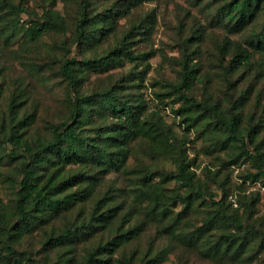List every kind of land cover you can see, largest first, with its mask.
<instances>
[{"label":"trees","instance_id":"1","mask_svg":"<svg viewBox=\"0 0 264 264\" xmlns=\"http://www.w3.org/2000/svg\"><path fill=\"white\" fill-rule=\"evenodd\" d=\"M73 1V28L68 39L60 43L58 64V74L65 82V117L48 123L46 138L29 140L26 133L34 113H19L22 91H12L6 110L0 113V169L20 173L17 179H9L10 199L0 197V264H161L168 259L171 246L197 251L221 264H250L264 254V225L253 217V201L243 216L230 213L222 199H212L214 205L210 206L203 185L190 169L185 139L177 144L174 169L129 167L131 142L143 136L155 140L156 150H166L163 143L173 136L171 125L159 113H146L141 99L121 92L132 79L119 84V78L91 92L82 90L91 71L107 69L125 58L133 60L136 34L146 33L150 23L133 22L101 53L84 49L86 37L95 31L107 38L115 31L116 18L143 0H120L102 12H93L92 0ZM216 1V21L230 33L250 28L242 42H233L223 70L248 69L255 53L264 54V19L257 29L252 26L264 0ZM23 14L28 18L21 20ZM67 30V18L52 7V2L38 13L24 0H0V43L6 47L17 35L29 44L51 31L65 36ZM73 45L83 52L77 54ZM227 46L225 38L218 50L223 52ZM192 62L193 54L182 51L179 79L172 84L176 93L173 102H182L174 111L190 122L198 119L197 112L212 118L224 131L217 139L221 147L230 142L241 146V156L235 155L224 164L243 156L257 167L253 179L264 176V147L255 142L264 128V95L259 91L255 103L260 102L261 113L251 112L244 126L243 96L248 88L230 101L227 109L208 99H197L190 92L198 77ZM245 140L254 147L247 148ZM110 172L123 176L128 187L110 185L95 195L97 182ZM171 180L183 190L165 187ZM87 200H91L90 205ZM175 204H181L177 211ZM201 206L206 214L196 223L192 214ZM151 223L157 234L167 238V244L155 248L148 241L140 249L139 239Z\"/></svg>","mask_w":264,"mask_h":264},{"label":"rangeland","instance_id":"2","mask_svg":"<svg viewBox=\"0 0 264 264\" xmlns=\"http://www.w3.org/2000/svg\"><path fill=\"white\" fill-rule=\"evenodd\" d=\"M210 1L143 0L133 6L128 14L116 18L113 26L115 31L107 38L95 31L89 34L85 40L88 45L84 49L88 53H101L115 43L117 36L133 22L142 20L144 26L150 23L146 33L136 34L132 44L133 60L125 58L122 63L112 64L107 69L91 71L83 82L82 90L91 92L112 85L119 78H122L119 84L132 79L127 87L121 88V92L141 99L146 105V113L161 114L171 125L173 136L163 143L166 144V150H156L154 139L142 136L133 140L127 159L129 167L174 169L177 144L185 139L190 169L195 172L197 182L203 185L204 197L210 206L214 205L212 199H222L230 213L243 216L247 204L253 201V217L257 223L264 225V176L259 175L253 179L252 175L257 171L256 165L243 156L236 162L224 164L226 160L240 154L241 146L230 142L228 147H221L217 139L224 136L223 129L202 112H197L198 119L190 122L174 111L182 100L173 102L176 93L172 84L179 79L182 51H187L193 54L192 63L198 69L191 95L197 99H208L209 103L215 102L227 109L230 101L248 88L245 97L243 96V125H248V115L251 112H256V115L261 113L260 102L255 103L259 91L264 95V54L255 53L248 69L239 68L225 73L223 64L234 48L233 42H242L250 28L230 33L214 16L215 4L218 2ZM51 2L52 7L59 9L67 18L68 30L65 36L51 31L35 43H25L20 35L12 39L7 47L0 43V113L6 110L8 95L12 91H22L20 99L23 102L19 113H34L33 122L26 133L29 140L46 138L49 135L48 123L64 118L67 111L65 82L58 74V64L61 57L60 43L71 35L76 5L73 0H24L30 10L38 13H41L43 5ZM119 2L120 0H92V10L102 12ZM26 18V14H23L21 20ZM149 19L152 22H148ZM263 19L264 7L252 26L257 29ZM225 38L228 46L220 52L218 46ZM72 49L77 54L83 52L75 45ZM222 54L224 58L221 57ZM256 141L264 147V128ZM245 142L247 148L254 147L248 140ZM19 176L17 170L8 172L0 169V197L3 201H8L12 194L9 179H17ZM110 185L128 187L123 176L110 172L97 182L95 195H101ZM165 187L183 190L175 180L169 181ZM90 201H86L87 205H90ZM180 207L181 204H175L173 209L177 211ZM205 214L201 206L193 212L192 218L200 223ZM166 239L164 235L157 234L155 224L151 223L139 239V248L144 249L148 241H152L155 248H161L167 244ZM161 264L221 263L206 259L197 251L171 246L168 259ZM250 264H264V254L260 253Z\"/></svg>","mask_w":264,"mask_h":264}]
</instances>
